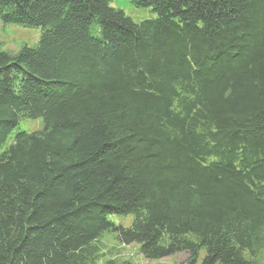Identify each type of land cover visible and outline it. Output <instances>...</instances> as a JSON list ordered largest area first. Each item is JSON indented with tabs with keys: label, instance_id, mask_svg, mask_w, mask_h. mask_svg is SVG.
I'll return each mask as SVG.
<instances>
[{
	"label": "trees",
	"instance_id": "trees-1",
	"mask_svg": "<svg viewBox=\"0 0 264 264\" xmlns=\"http://www.w3.org/2000/svg\"><path fill=\"white\" fill-rule=\"evenodd\" d=\"M129 1L151 16L0 0L40 29L0 49V264H88L109 232L152 261L262 264L264 0ZM24 120L42 128L8 145Z\"/></svg>",
	"mask_w": 264,
	"mask_h": 264
},
{
	"label": "rangeland",
	"instance_id": "rangeland-1",
	"mask_svg": "<svg viewBox=\"0 0 264 264\" xmlns=\"http://www.w3.org/2000/svg\"><path fill=\"white\" fill-rule=\"evenodd\" d=\"M112 6L124 10L136 21L145 20L151 16L149 10H139L133 7L129 0H112ZM39 39L40 29L7 26L0 21V49L4 51L16 53L25 45L34 47ZM41 128L42 122L40 120H24L9 137L8 145L12 143L16 134L36 132ZM132 219V216L116 217L113 218V221L117 225L128 227L131 225ZM93 247V259L91 261L87 256L88 264H107L110 260H116L120 264L126 262L131 264H186L188 260V254H178L158 261L148 260L140 254L138 245H124L118 240L117 235L110 232L104 234L99 241L94 243ZM262 257V264H264V253Z\"/></svg>",
	"mask_w": 264,
	"mask_h": 264
}]
</instances>
